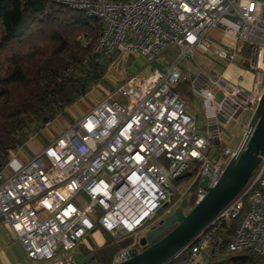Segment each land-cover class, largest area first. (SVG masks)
<instances>
[{
    "label": "built area",
    "instance_id": "built-area-1",
    "mask_svg": "<svg viewBox=\"0 0 264 264\" xmlns=\"http://www.w3.org/2000/svg\"><path fill=\"white\" fill-rule=\"evenodd\" d=\"M54 1L101 21L96 53L136 55L147 64L169 56L172 62L147 76L125 75L32 157L21 158L19 148L11 153L0 169V222L20 242L26 263L83 264L76 257L91 251L95 246L87 241L101 232L116 242L132 240L113 258L120 264L129 251L139 252L144 235L138 232L161 211L172 214L184 198L186 190L174 189L172 181L193 177L192 209L206 196L202 178L214 187L245 149L264 91V0ZM197 57L251 72L249 91L218 72L206 73ZM182 62L193 64V75ZM182 84L201 97L206 126L176 93ZM243 114L249 119L231 149L225 128ZM237 218L228 252L264 259V155L244 188L180 252L181 264H197L214 236Z\"/></svg>",
    "mask_w": 264,
    "mask_h": 264
},
{
    "label": "trees",
    "instance_id": "trees-1",
    "mask_svg": "<svg viewBox=\"0 0 264 264\" xmlns=\"http://www.w3.org/2000/svg\"><path fill=\"white\" fill-rule=\"evenodd\" d=\"M103 28L99 19L54 0H0V169L25 138L108 85L105 75L117 54L95 52ZM238 220L214 236L197 264H264L253 252H228ZM104 238L105 244L83 264H112L132 242Z\"/></svg>",
    "mask_w": 264,
    "mask_h": 264
},
{
    "label": "water",
    "instance_id": "water-1",
    "mask_svg": "<svg viewBox=\"0 0 264 264\" xmlns=\"http://www.w3.org/2000/svg\"><path fill=\"white\" fill-rule=\"evenodd\" d=\"M251 136L245 149L232 158L214 187L202 178L200 187L206 191L203 201L189 210L182 201L172 214L150 228L139 240L142 251L131 250L120 264H170L180 252L190 247L198 235L207 229L219 211L246 185L264 155V91L248 123ZM190 177L186 174L177 181Z\"/></svg>",
    "mask_w": 264,
    "mask_h": 264
},
{
    "label": "crops",
    "instance_id": "crops-1",
    "mask_svg": "<svg viewBox=\"0 0 264 264\" xmlns=\"http://www.w3.org/2000/svg\"><path fill=\"white\" fill-rule=\"evenodd\" d=\"M205 58H198V62H200L205 69H207L206 73H211L210 68L216 70L220 73L226 80L229 82L240 86L244 91H249L252 81L253 74L246 70H242L236 64H222V63H213L207 61L208 66H205L202 62ZM160 64V69L165 67L166 64L172 62V58L169 56H161L156 61ZM147 65L146 61L139 56H131L125 54H117L116 59L110 65L111 70L114 69L113 73L105 75V81L110 86V90H112L113 86L122 80L125 75L129 74L126 71V65ZM181 68L185 71H188L191 75H193L195 68L193 64L190 65L186 62L181 63ZM156 69V70H160ZM154 70V69H153ZM208 71V72H207ZM115 72V73H114ZM214 72V71H212ZM137 74V73H136ZM246 78V80H245ZM100 90L101 87H97ZM102 95H98L91 91L86 95V97L72 107L67 109L64 115L58 116L53 122L48 124L44 129L40 131V133L36 136H30L23 140L21 147L19 148V154L21 158L29 156L26 153L27 149L32 155L34 153H38L42 148H44L49 141L56 138L62 131H64L69 125L73 124L78 118H80L85 112H87L100 98ZM249 115L243 114L235 121H239L240 124H244L248 121ZM17 166V164H16ZM15 166V167H16ZM15 167L9 166L10 169H14ZM95 247H102L105 243L104 235L101 232H96L93 235ZM25 253L17 240L15 235L11 232L9 226L3 222H0V264H46L44 262H24ZM83 261L88 259L87 256ZM82 262V261H81Z\"/></svg>",
    "mask_w": 264,
    "mask_h": 264
},
{
    "label": "rangeland",
    "instance_id": "rangeland-1",
    "mask_svg": "<svg viewBox=\"0 0 264 264\" xmlns=\"http://www.w3.org/2000/svg\"><path fill=\"white\" fill-rule=\"evenodd\" d=\"M226 22L225 21H222L221 24H225ZM214 35L215 34H219L217 31H214L213 32ZM205 66H208L207 64V61L204 59L203 62H202ZM160 64H158L157 62H153L151 64H147V65H126V71L129 73V74H139V75H145L147 76L149 73H151V71L153 69H160ZM202 68L206 71L207 69H205L203 66ZM210 72L214 71L215 73H217L216 70L210 68ZM114 69L111 70V67L109 66L108 68V72L110 74L113 73ZM208 72V71H207ZM115 73V72H114ZM246 80V78H245ZM233 84V83H232ZM116 85V84H115ZM235 85V84H234ZM102 90H100L99 88H95L93 90V93H96L98 95H103L104 93L110 91V86H100ZM176 93L179 95L180 99L184 102H186L187 104V107H186V110L192 114L196 120H197V124L201 127L203 126H206V119H205V116H204V107L202 105V100H201V97L198 95V94H194L189 85L185 84L184 86H180V87H177L175 89ZM220 98V97H219ZM242 130H243V124H240L239 121H231L227 127L225 128V142H229V147L231 149H235L238 142L241 140V137H242ZM26 150V153L29 155L27 157H32L33 155L27 150ZM214 153V150H212L210 152V154H213ZM10 166L11 167H15L16 166V162L15 161H12L10 162ZM192 182H193V177H188V178H185V179H182V180H179V181H172V186L174 189H179L181 191H185L186 190V194L184 195V198H182L181 202L182 201H186L187 202V208L184 210V213L187 214L189 212V209H190V198L193 194V191H194V186L192 185ZM175 201H178L177 199ZM180 202V203H181ZM180 203L178 204V206L180 205ZM174 207L172 209V213L174 212V210L178 207ZM165 217L164 213L161 211L155 218L154 220L148 222L144 228L138 232V238H140L142 235L145 234V232H147L150 228L152 227H155L157 226L158 222L163 220ZM105 239V238H104ZM94 241L92 242V240L87 241V245L88 246H91L93 245ZM105 244V243H104ZM103 244V245H104ZM102 245V246H103ZM100 247H94L91 251H88V250H81V253L79 256H77V260L80 262V263H84L83 259L85 258L84 256H88V254L90 253H94L95 250L99 249ZM139 251H140V247H138ZM82 261V262H81ZM86 262V260H85Z\"/></svg>",
    "mask_w": 264,
    "mask_h": 264
}]
</instances>
